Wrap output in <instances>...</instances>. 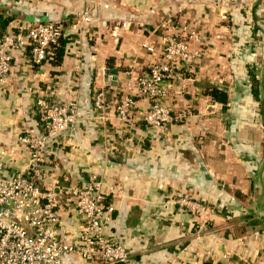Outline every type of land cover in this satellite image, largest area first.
I'll return each instance as SVG.
<instances>
[{"label": "crops", "instance_id": "obj_1", "mask_svg": "<svg viewBox=\"0 0 264 264\" xmlns=\"http://www.w3.org/2000/svg\"><path fill=\"white\" fill-rule=\"evenodd\" d=\"M88 8L92 22L79 23L77 15ZM1 10L23 12L7 29L35 15L66 18L70 38L57 65H34L29 50L14 51L0 88V156L12 150L4 156L3 175L28 161L18 136L23 129L40 132L37 98L46 94L63 103L76 97L80 119L69 142L55 141L56 173L63 184H82L91 173L103 179L116 207L112 229L132 264H222L230 257L237 264H264V0H0ZM169 14L201 35L195 80L176 83L166 100L173 115L190 114L163 129L143 120L124 124L116 100L126 80L160 58V26ZM253 20L262 29L252 35ZM109 69L118 70L116 78L106 74ZM209 86L228 93L226 109L206 92ZM97 90L106 100L100 113L93 106ZM147 105L138 100L139 118ZM179 195L208 204L209 218L198 224L190 211L165 203ZM69 210L66 221L77 232ZM68 264L87 263L71 257Z\"/></svg>", "mask_w": 264, "mask_h": 264}, {"label": "built area", "instance_id": "obj_2", "mask_svg": "<svg viewBox=\"0 0 264 264\" xmlns=\"http://www.w3.org/2000/svg\"><path fill=\"white\" fill-rule=\"evenodd\" d=\"M93 17L88 8L76 18L86 24ZM66 23V18L43 20L35 15L32 21L8 28L0 36V88L5 86L11 72L14 51L29 50L34 65L52 62ZM160 27L163 29L160 58L146 72L126 80L116 100L115 113L124 124L134 126L143 120L150 127L163 129L169 122L183 120L190 114L186 109L173 115L166 100L176 83L185 78L195 80L203 56V50L195 42L200 41L201 35L173 14ZM143 45L155 50L151 43ZM139 99L148 104L140 118L136 114ZM93 104L97 112L105 110L102 90L96 91ZM36 108L40 132L33 134L23 129L18 136L29 152L28 161L14 175L5 176L3 159L12 150H2L0 156V264H68L71 257L87 264H132L129 248L112 229L116 207L107 200L109 192L104 188L103 179L91 173L82 184H63L56 173L59 166L52 158L54 144L60 138L68 142L71 139L68 134L80 119L78 99L61 103L44 94L37 98ZM109 191L115 193L116 189L111 187ZM165 203L190 211L198 224L209 218L211 212L208 204L180 195ZM61 204L68 208L63 209ZM69 206L77 232L66 221L71 215ZM222 264L237 262L230 257Z\"/></svg>", "mask_w": 264, "mask_h": 264}, {"label": "trees", "instance_id": "obj_3", "mask_svg": "<svg viewBox=\"0 0 264 264\" xmlns=\"http://www.w3.org/2000/svg\"><path fill=\"white\" fill-rule=\"evenodd\" d=\"M1 11L2 12L0 13V36H2L7 31V26L10 24L11 20H14L15 18L16 19H20V18L22 19L24 17L22 14L23 13L22 11H16V10H14V11L1 10ZM253 21L250 23V29L252 31V35L254 33L261 32V29H262L260 22L257 23L255 21L254 22ZM67 31H68V28H65L63 35L59 39V42L55 48L54 59L52 60V62L55 65L63 62L67 42L70 39L68 36L69 34H67ZM252 69H254V66H253V68H251V70H249V74H250L251 80L253 82L252 94H253V96H255V98L258 99L259 91H258V89H256L254 87V85H258L260 83L259 82L260 77ZM206 92L209 95H211L214 100H216L219 103H222L223 109L227 108V105L229 102V95L225 90H221V89L217 88L216 86H214V87L207 88Z\"/></svg>", "mask_w": 264, "mask_h": 264}, {"label": "water", "instance_id": "obj_4", "mask_svg": "<svg viewBox=\"0 0 264 264\" xmlns=\"http://www.w3.org/2000/svg\"><path fill=\"white\" fill-rule=\"evenodd\" d=\"M106 74L108 76H112L113 78H116L118 75V70L117 69H109L106 71ZM209 87H212V86H209Z\"/></svg>", "mask_w": 264, "mask_h": 264}]
</instances>
